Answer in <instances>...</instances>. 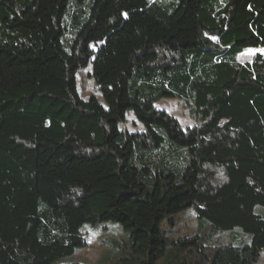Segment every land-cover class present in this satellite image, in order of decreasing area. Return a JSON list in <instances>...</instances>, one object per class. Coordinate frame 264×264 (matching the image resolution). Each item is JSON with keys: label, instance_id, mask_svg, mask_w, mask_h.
Listing matches in <instances>:
<instances>
[{"label": "trees", "instance_id": "obj_1", "mask_svg": "<svg viewBox=\"0 0 264 264\" xmlns=\"http://www.w3.org/2000/svg\"><path fill=\"white\" fill-rule=\"evenodd\" d=\"M258 44L264 0H0V264H80L82 228L110 221L123 264H254L264 54L238 57ZM88 63L104 102L80 97ZM128 109L142 130L119 128ZM187 208L197 232L170 242ZM209 227L240 236L212 246Z\"/></svg>", "mask_w": 264, "mask_h": 264}, {"label": "rangeland", "instance_id": "obj_2", "mask_svg": "<svg viewBox=\"0 0 264 264\" xmlns=\"http://www.w3.org/2000/svg\"><path fill=\"white\" fill-rule=\"evenodd\" d=\"M256 53L264 54V44L246 48L238 59L242 62L248 61ZM91 71V63H88L87 66L78 69L76 73L80 97L82 99L96 97L100 102H104L103 95L91 76ZM156 107L167 110L183 123L188 121L187 109L179 98H163L156 102ZM119 128L125 132L143 129L142 124L131 109L127 110L126 119L119 123ZM263 211V209H257L258 213ZM174 220V226H170L166 220L161 223V229L170 242L197 232L198 219L191 208L175 214ZM82 232L89 245L81 248L73 257L68 258L69 261L80 264H123L120 259L125 258L126 255L122 247L127 243L130 236V230L123 223L110 221L98 227L87 225L82 228ZM239 236L238 231L215 232L210 227L206 230V239H210L212 246L235 244L236 238ZM162 260L159 259L155 264H162ZM254 264H264V249Z\"/></svg>", "mask_w": 264, "mask_h": 264}]
</instances>
